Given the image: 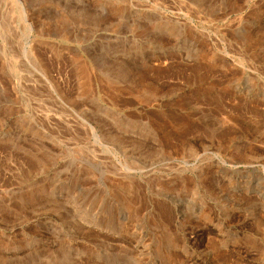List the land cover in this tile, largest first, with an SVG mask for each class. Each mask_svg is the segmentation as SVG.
<instances>
[{
	"label": "rangeland",
	"instance_id": "374dc122",
	"mask_svg": "<svg viewBox=\"0 0 264 264\" xmlns=\"http://www.w3.org/2000/svg\"><path fill=\"white\" fill-rule=\"evenodd\" d=\"M0 264H264V0H0Z\"/></svg>",
	"mask_w": 264,
	"mask_h": 264
}]
</instances>
